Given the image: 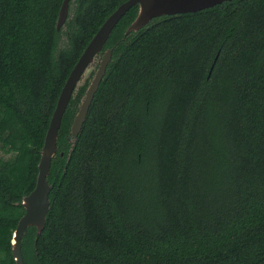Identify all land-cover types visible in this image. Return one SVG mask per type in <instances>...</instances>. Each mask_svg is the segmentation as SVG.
I'll use <instances>...</instances> for the list:
<instances>
[{
  "label": "trees",
  "instance_id": "1",
  "mask_svg": "<svg viewBox=\"0 0 264 264\" xmlns=\"http://www.w3.org/2000/svg\"><path fill=\"white\" fill-rule=\"evenodd\" d=\"M125 1L70 0L57 29L64 0H0V264H16L13 234L62 88ZM138 12L99 54L113 52L76 140L89 78L64 114L50 209L40 233L26 229L24 264H264V0L126 33Z\"/></svg>",
  "mask_w": 264,
  "mask_h": 264
},
{
  "label": "water",
  "instance_id": "2",
  "mask_svg": "<svg viewBox=\"0 0 264 264\" xmlns=\"http://www.w3.org/2000/svg\"><path fill=\"white\" fill-rule=\"evenodd\" d=\"M224 1L231 0H127L120 4L101 25L70 72L59 95L41 151L37 184L34 190L23 198L22 205L25 208V213L19 220L13 234L12 251L16 264H24L22 239L26 229L35 226L37 227L38 233H40L47 220L50 209L51 191L47 177L50 173L52 159L58 150V135L64 114L78 88L86 81L85 78L88 74V70L95 62L96 57L104 49V46L118 22L135 5H139V12L126 33L138 31L150 23L154 18L160 16L197 12L214 7ZM69 5L70 0H64L60 9L57 29H60L68 19ZM112 55L113 52L111 49L105 51L98 70L94 74L95 76L90 82L86 94L82 98L79 110L71 126V133L74 135L75 140L79 136L83 124L86 121L92 101L106 74L107 67L112 60Z\"/></svg>",
  "mask_w": 264,
  "mask_h": 264
},
{
  "label": "rangeland",
  "instance_id": "3",
  "mask_svg": "<svg viewBox=\"0 0 264 264\" xmlns=\"http://www.w3.org/2000/svg\"><path fill=\"white\" fill-rule=\"evenodd\" d=\"M71 7H72V6L69 5V14H68V19L66 20V22H67L70 18H72V16H73V10H72ZM66 22H65L64 25L62 26L63 29H66ZM63 32H64V30H62V33H63ZM63 35H64V33L61 35V39H60V41H59L60 46H63V44L66 43V38L63 37ZM103 57H104V54H103V55H98V56L96 57L95 62L91 65L90 69H89L88 72H87L88 74L86 75L85 80L89 78V79H90V82L92 81V79H93L94 76H95L94 74H95L96 71L98 70V67H99V65H100V63H101ZM91 74H92V75H91ZM90 76H91V77H90ZM0 157H1V158H5V159H7V158L10 157V154L6 153V152L1 148V146H0Z\"/></svg>",
  "mask_w": 264,
  "mask_h": 264
}]
</instances>
